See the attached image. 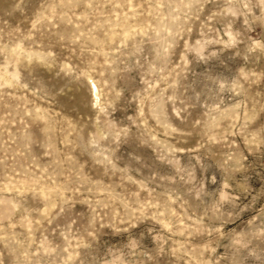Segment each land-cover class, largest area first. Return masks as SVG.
Wrapping results in <instances>:
<instances>
[{"label":"rangeland","instance_id":"1","mask_svg":"<svg viewBox=\"0 0 264 264\" xmlns=\"http://www.w3.org/2000/svg\"><path fill=\"white\" fill-rule=\"evenodd\" d=\"M0 264H264V0H0Z\"/></svg>","mask_w":264,"mask_h":264}]
</instances>
